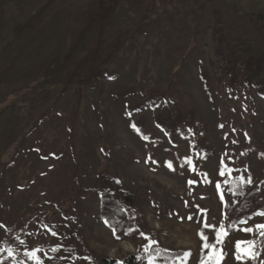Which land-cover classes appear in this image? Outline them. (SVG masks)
I'll use <instances>...</instances> for the list:
<instances>
[{"label": "rangeland", "instance_id": "374dc122", "mask_svg": "<svg viewBox=\"0 0 264 264\" xmlns=\"http://www.w3.org/2000/svg\"><path fill=\"white\" fill-rule=\"evenodd\" d=\"M175 106L203 145L155 125ZM99 174L135 199L123 237ZM232 178L264 205V0H0V258L264 264V215L222 227Z\"/></svg>", "mask_w": 264, "mask_h": 264}, {"label": "trees", "instance_id": "16d2710c", "mask_svg": "<svg viewBox=\"0 0 264 264\" xmlns=\"http://www.w3.org/2000/svg\"><path fill=\"white\" fill-rule=\"evenodd\" d=\"M104 20L103 16L99 17ZM137 107L135 110H139ZM155 125L165 134L169 143L175 145L178 138V128L182 126L192 137H201L200 144L206 141L204 125L200 122L195 112L190 111L186 116L179 108L165 107L155 118ZM209 153L206 152L205 156ZM231 198L237 200L224 214L222 227L230 232L236 226L245 222L256 214L264 212V205L260 203V194L256 187L248 186L237 178H232L227 187ZM94 190L99 196L101 219L107 227L118 237H123L127 213L136 207L134 197L124 192L119 185L104 174H99L94 185ZM139 224V223H137ZM179 253L169 254L167 259L178 256ZM0 264H9V259L0 258ZM26 264H34L26 262ZM97 264H134L132 256L119 262L115 259L98 258Z\"/></svg>", "mask_w": 264, "mask_h": 264}, {"label": "snow or ice", "instance_id": "6c2138e0", "mask_svg": "<svg viewBox=\"0 0 264 264\" xmlns=\"http://www.w3.org/2000/svg\"><path fill=\"white\" fill-rule=\"evenodd\" d=\"M132 127L135 128V125H132ZM221 127H223V125H221ZM248 182L251 183V179L250 178H249ZM117 183H119V181H117ZM191 183H192V181H189V184H191ZM261 215H264V213H261ZM189 218H191V217H189ZM257 227L264 228V225H258ZM249 231H250V229H249ZM262 234H264V233H262ZM206 247H207V245H206ZM237 248H239V245H237ZM52 250L56 251L57 249L53 248ZM37 251H39V250H37ZM9 254L11 255V252ZM25 255H27V256H35V253H25ZM37 264H39L38 260H37Z\"/></svg>", "mask_w": 264, "mask_h": 264}]
</instances>
